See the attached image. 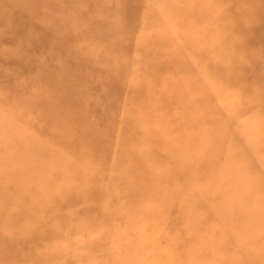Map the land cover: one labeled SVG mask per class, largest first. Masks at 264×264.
<instances>
[{
  "label": "rangeland",
  "instance_id": "374dc122",
  "mask_svg": "<svg viewBox=\"0 0 264 264\" xmlns=\"http://www.w3.org/2000/svg\"><path fill=\"white\" fill-rule=\"evenodd\" d=\"M0 264H264V0H0Z\"/></svg>",
  "mask_w": 264,
  "mask_h": 264
}]
</instances>
